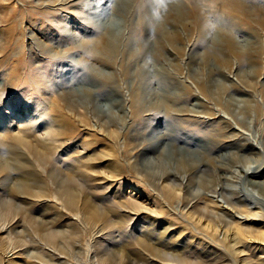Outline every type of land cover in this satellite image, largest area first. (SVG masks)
<instances>
[{
    "label": "rangeland",
    "instance_id": "1",
    "mask_svg": "<svg viewBox=\"0 0 264 264\" xmlns=\"http://www.w3.org/2000/svg\"><path fill=\"white\" fill-rule=\"evenodd\" d=\"M169 2L170 12L164 13L161 21V29L168 27L165 28L170 32L168 36H163L166 30L159 32L160 27L156 28L155 23L154 25L150 23L153 26L150 25L151 31L143 30L137 33L126 31L127 34L124 36L125 38L129 36L133 40L129 48L136 49L141 65L144 64L142 59L145 48L150 47V51L154 50L145 59L154 58L155 63H158L160 74H157L155 79L161 78L164 74L168 76L171 84H180L179 91L176 90L173 97L179 98V101L173 105L168 101L171 110L162 112L163 116L155 115V111H146L134 118L132 116L128 118L127 124L132 125L139 119L147 117L151 118L153 124L161 121L164 125L167 123L165 118L172 115L171 118L177 121L184 119L182 121L186 127L184 130L198 128L208 132L220 128L221 131L225 124H220L219 116L225 113L224 105L200 94L195 79L199 77L206 81L204 83L207 88L210 87V79L219 81L223 83L222 85L225 83L230 91L225 94L224 102L225 98L228 99L229 94L233 93L232 95L246 100L250 105L246 106L249 107L248 114L241 115L240 124L232 123L224 133L221 132L229 136L221 135L217 147L220 149L223 145L234 144L247 137L254 142L256 148L253 151L239 152L242 162L234 167L232 172L223 170L216 172V177L222 182L228 179L232 186L245 185L249 199L239 196L237 200L232 201L233 205L227 203L223 205L224 200L220 197L218 200L224 207L210 211H216L214 214L213 211L211 213L228 223H234L244 219L245 215L242 216L241 209L246 208L245 204L251 209L259 206L260 210H255L254 216L249 218L258 221L259 226H264V176L250 177L244 168L245 164L252 163L250 161L252 158L254 162L256 159L260 160L259 167L264 169V154L261 153L259 156L257 144L259 140H264V16L259 11L264 6V0H249L246 3L252 7L251 15L246 12L247 9L243 5L234 0H168ZM89 3L87 0H0V118L8 114V104L13 106L17 113H21L28 108L34 109L42 102L50 103L51 99L53 100L51 103L55 105L48 114L54 116L61 115V112L63 114L58 116L62 127L58 128L59 141L55 145L57 146L55 150L45 151L33 146L27 148L15 142L0 144V264H101L99 259L105 256H111L116 260L122 256L132 260L144 256L150 264H176L161 260L145 247L149 250L154 247L160 248L167 257L177 255L186 257L192 264H264V254L257 250L240 256V259L232 257L221 245L212 242L208 237L192 233L186 228L185 222L172 214L169 208L166 210L164 207L159 213H154L150 210L154 209L152 205H148L150 209L139 211L131 209L127 202L126 207L118 206L117 202L121 201L122 195L130 194L141 196L139 200L149 198L152 201L158 196L163 203L167 202L164 201L160 190L161 181L150 176L155 169L144 166L146 160L155 157L158 150L157 146L153 145L143 150V146L149 144V141L145 140L150 138V128L142 137L136 140L129 139L130 143H133L130 147H127L128 139L124 135L116 137V146L122 160L121 168L116 169V172L121 174L116 180L101 179L100 172H112V169L105 167L110 161L107 156L110 153V145L103 134L119 133L122 125L120 121H117L116 125L111 124L107 117L99 115L97 109L86 102L84 98H89L86 92L92 88L88 83L71 84L67 81L73 75L83 74L81 70V66H85L83 61L86 60V64L99 65L100 62L88 57L85 45L88 47L94 40H98L99 47L103 48L108 39L107 31L100 37L99 34L86 29L85 18L79 17L81 14L90 15ZM92 4L94 8L105 7L103 0H94ZM105 11L106 16L115 19L111 10ZM218 18L232 22L236 28L219 29V26L216 27ZM145 23L146 21L140 22L141 26ZM200 23L210 26L208 32L204 33L199 29ZM214 37L223 38L222 41L232 40L234 48L224 41L213 43ZM209 46L214 52L211 55L207 52ZM121 58L122 56L118 57V60ZM136 58L137 56L133 61ZM133 61L128 60L126 63L128 69L130 68L128 64ZM116 63V67H120L122 62L119 60ZM112 67L106 66L105 69L111 71ZM120 70L122 68H118L119 72ZM122 75L113 76V81L104 79L105 84H108L109 88L117 86L120 78L124 77ZM82 84L87 86L82 87ZM136 85L135 82L131 88L132 92L137 89ZM234 88L239 89V92L237 90L233 92ZM106 89H103V94L108 93ZM126 91L122 88L123 94ZM129 95L130 93L126 96L127 100ZM196 98H201L205 104L207 103L205 108L198 109L200 118L190 115L193 112L188 109ZM243 109L236 108L233 111L239 114ZM234 126L239 130L233 129ZM162 127L164 126L160 129ZM184 130L182 133L186 134ZM234 130L236 135H230ZM130 132L131 130L128 134ZM173 139L172 136L164 137L158 147L172 143ZM30 140L32 143L33 140ZM86 141L88 145L85 144ZM9 143L12 146H8ZM176 144L187 147L183 141ZM78 161L94 166L92 169L95 174L92 173L90 180L78 181L84 185L82 187L84 190H89L88 192L94 195V201L113 221L104 228L102 225L99 229L82 225L76 216L55 204L51 197L38 198L29 195L32 192L51 194V190L54 191L56 186L55 177L52 176L53 167L67 174L79 164ZM257 164L250 165L256 167ZM206 178L209 180L211 177L206 175ZM196 188L199 189L197 185ZM11 200L13 202L9 204ZM198 206L199 209L208 210L203 203Z\"/></svg>",
    "mask_w": 264,
    "mask_h": 264
},
{
    "label": "bare ground",
    "instance_id": "2",
    "mask_svg": "<svg viewBox=\"0 0 264 264\" xmlns=\"http://www.w3.org/2000/svg\"><path fill=\"white\" fill-rule=\"evenodd\" d=\"M87 1L90 2L89 3L90 15L88 14L79 15L80 18L81 17L85 18L86 20L85 25L87 26L86 29L99 34L100 37L106 31L107 34L109 33V35L104 46H102L103 48L99 47L100 45H98V40H94L92 45H88V47L87 45L84 44L85 47L87 48L88 57L94 58L95 61L96 60L98 61V63L100 62L99 65L89 64V63L86 64L85 62L86 60H85L83 61L85 66H81L82 67L81 70L83 74H80L78 76L73 75L67 81H69V83L71 84L73 82L88 83L89 87L92 88L91 90H88L86 92L87 96H89V98L86 97L84 98L86 102L89 103L90 105H93L94 108L97 109L99 115L107 117L108 121H110L111 124L116 125L117 121H120L122 125L121 132H119L118 130L119 133L114 132L111 135L103 134V136L106 137L110 145V153L107 155L110 161L106 164L105 167L112 169V172H107V171L100 172V174L102 175L101 179L105 180L108 178H112L116 180L121 174L120 172H116V169L121 168L120 161H122L121 153L116 146V141H115L116 137H118L119 135H124L128 139L127 147H130L133 143H130L129 139L133 138V140H136V138L138 139L139 137H142L143 134H145L146 131L150 128L149 130L150 138L145 140V141H149L148 142L149 144L148 146L144 145L143 150L150 148L149 147L150 145L151 146L153 145L154 147L157 146L158 150L156 156L151 159L150 158L147 159L146 162L144 163V166L155 169L153 172L150 173V176L152 177V179H159L161 181L160 190L162 192V195L164 196L163 197L164 201L168 203V205L167 203H163L161 199L158 198V196L151 201L149 198L147 200L146 199L139 200L141 196L137 197L134 196L135 194H130L128 196L122 195L121 201L117 202L118 206L126 207L125 203L127 202L130 204L131 209L139 211L141 209H150L148 205L150 206L152 205L154 206L153 207L154 209H150V210L151 212L154 213H159L160 209L166 207V210L169 208L172 210V211L170 210L172 214L180 217L182 221L185 222L186 228L190 229L192 233L201 234L204 235L205 237H208L212 242L221 245V247L234 258L240 259V256L247 255L248 253L250 254L252 252L254 253L256 250L264 254V226H259L258 221H253L254 219L252 220L251 218H249L250 216L252 217L255 210L257 209L260 210L259 206L257 207L255 205L256 208L251 209V208H247V205L245 204L246 208L242 207L241 209L242 216L245 215L244 219L236 221L234 223H232L231 221H230L231 223H228V221H225L221 218L216 217V215H213L214 212L216 211L212 210L213 214L211 213L212 211H210V209H219L224 207L223 205H225V203L232 204L233 203L232 201L235 199L237 200L239 196L240 198L246 200L249 199L248 198L249 193L248 190L245 189V185L237 184L235 186H232L230 183H228L229 182L228 179H226V182H222L220 178L216 177V172L220 170L226 171L228 173L232 172L234 167H236L242 162L239 152H243L247 150L253 151L256 148L254 142L250 141L249 138L247 137H244L243 138L244 140L242 139V141L237 142L235 140L236 143L234 142V144L232 143V144L223 145V147L220 149H218L217 147L220 142L218 138H220L221 135H224V137L229 136V134L226 135V134H222L221 132L224 133L226 131L225 129L231 127L232 123L235 125L240 124L241 123L240 117L241 115L243 116V113L248 114L249 107L246 106L250 105V103L248 104L246 100L244 101L242 98L241 99L237 98L235 95H232L233 93L229 94V98L228 99L225 98L226 102H224L223 98L225 94L230 91V88H228L225 83L224 85H222L223 83L221 84L219 81L210 79L209 80L210 87L207 88L204 83L206 81L197 77L195 79V84H197L196 86L200 94H202L207 99L216 100L222 106L224 105L223 107L225 108L224 110L225 115L219 114L220 124L221 123L225 124L224 126L222 125L223 127L221 128V131L220 128H218L216 131L214 130L208 132H203L198 128L184 130L186 128L185 126H183V122H182L184 121V119L183 120L179 119L177 121V119L171 118L172 115L169 118H165L167 123L164 125L163 123H161V121L160 122L157 121L156 123L153 124L151 118L144 117L139 119V121L137 122L134 123L132 122L133 124L132 125L129 124L128 126L127 124L128 118H130L131 116L132 118H134L140 113L146 111H151V112L155 111L154 113L155 115L157 114L162 115V112H168L171 110L170 106H168L167 104L168 101L171 102V105H173L174 102L179 101L178 100L179 98L173 99V97L175 95V91L176 90L179 91L180 84L178 85L171 84L170 80L168 79V76L164 74L162 75L161 78L155 79L156 75L160 74L157 66L158 63H155L156 61L154 60V58L145 59L146 57H148L147 55L149 53H153L154 50L150 51L149 46L148 49L145 48L146 51L143 52L144 57L142 59L144 64L141 65L140 62H138L139 60L138 57L140 56H138L136 49L129 48L130 47L129 45L132 44L133 40L130 39L131 37L129 36L128 38L127 37L125 38L124 36L126 31L130 33L142 32L143 30L151 31L153 27L152 25H154V23L156 25V28L160 27L159 32L160 30L161 32H163L166 27L164 29H161V21L163 20V14L170 12L171 8L168 6H170L171 4L170 2L168 3V0H148V1L147 0H103V4L105 5V7L104 9H99V8H94L92 6L94 0L93 1L87 0ZM234 1L239 5H243L244 8L247 9L246 12H248V14L251 15L250 12L252 7L246 4L247 2H249V0H234ZM107 9L111 10V13L114 15L113 17H115V19H110V17L105 15L106 12L105 10ZM147 9L149 10L147 11ZM259 11H261L260 13L262 14V16H264V6H262L259 9ZM116 19L120 20L121 22L119 21L120 22L119 23ZM135 19L137 20V22H135ZM141 21L142 22L146 21L144 26L143 25L141 26L140 24ZM217 22L218 24L216 25V27L219 26V29L236 28L234 27V24L232 22L229 21L226 22V20L222 21L221 18H218ZM150 23H152V25ZM150 25L152 27H150ZM209 28L210 26L206 24H202V23L199 24V29L201 31L203 30L204 33H206L207 29ZM168 32L169 31L166 30L163 34L162 33L161 34L163 36H168V34L170 33ZM154 35H156V33H154ZM151 36L152 35H150V37ZM200 38L202 37H199V39ZM222 39L223 38L220 37H214L213 43L216 42L221 43L224 41L225 43H230V47L232 45V48H234V45L231 43L232 40L224 39L222 41ZM135 42L136 39L134 40V43ZM207 52L210 55L214 53L213 49H211L210 46L208 47ZM120 56H122L121 58L122 60L121 59L119 60L122 63L120 64V67L118 66L116 67L117 64L116 62L117 61L119 62L118 57ZM136 56L137 58L133 61V59ZM128 60L133 61L132 62L133 64L132 63L128 64V66L130 67L129 69L127 68V64H126ZM106 66L108 67L113 66L112 70L111 71L106 70L105 69ZM118 68H122V70H120L119 72ZM149 71L152 73H150ZM115 75L117 76L122 75L124 77L123 79L120 78V82L117 84V86L109 88L108 84H105L106 82L105 80L113 81L112 78ZM109 76H110V80H109ZM208 78L210 77L208 76ZM135 82L137 84L136 85L137 89L132 92L131 88L135 84ZM156 85L157 87H154ZM83 86H87V85L82 84V87ZM122 88L127 90L126 93L124 94L122 93ZM103 89L104 90L106 89L108 93L103 94L104 92ZM236 90L239 92V89H235V88L233 92ZM129 93L130 95L127 100L126 96ZM195 100L196 101L195 102L193 101L194 103L188 109L191 112H193V114L191 113L190 115L199 117L198 113H200V111H198V109L205 108L207 103L205 104L201 98H196ZM52 101L53 100L51 99L50 103H47L46 101L42 102V104L40 103L39 105H36L34 109L28 108L21 113H17L16 110H14L13 106L8 104L7 110L9 111L8 112L9 115L6 114L4 117L0 118V144L2 143L8 144V142H15L27 148L33 146L45 151L55 150L57 147L55 145H57L56 143H58L59 141L57 138V135L59 134L58 128L62 127L61 123L59 122L58 116H62L63 114L62 112L61 115L58 116L48 114V111H50L52 109V106L55 105L51 103ZM242 105L244 106L242 107ZM177 107L180 108L179 106ZM232 107L234 109L236 108H244V109L239 114H235V112L233 111L234 109ZM258 108L261 109V106H259ZM63 117L65 118V115ZM244 117H247V115H244ZM196 123L199 124V121H197ZM152 124L153 127L151 126ZM161 126L164 127L160 129ZM233 129L239 130L235 126ZM129 130H131V132L128 134ZM183 130L186 131V134L182 133ZM230 135H236L235 130ZM166 136H172L174 138L172 140V143L169 144L167 143L166 146L164 145L163 147L159 148L158 144ZM30 139L33 140L32 143ZM178 141L185 142V145L187 147L179 146V145L177 146L176 143ZM85 144L88 145L89 143L86 141ZM257 144L259 145L258 149L260 150L258 154L259 156H261V153L264 154V140L263 139L259 140ZM8 146H12V145L10 144ZM4 148L6 149L7 147L4 145ZM223 148L224 150H222ZM63 154L67 155L66 153ZM251 159L250 161L253 164L254 163H258V164L256 167L250 165L252 163H249V165L245 164L244 168L246 169L247 175L253 178H258V177L261 178V176H264V169H262V167L261 168L259 167L260 166L259 162L261 161L256 159V162H254L252 161L253 159L252 160ZM92 168H94V166L88 163L79 162L77 166L73 167V169H71L70 171L67 172V174H65L63 173L62 170H59L57 167H53L52 176L55 177L54 184L56 185L54 191L51 190L52 192L51 194L50 193L47 194L45 192H32L30 194L29 193L27 194L38 198L51 197L55 200V204H58L59 207L66 210L69 214L76 216L77 220L80 221L82 225L83 224L90 225L98 229L102 225V228H104L107 225L113 223V221L111 220L109 215H107V212L101 209V207H99V205L94 201L93 199L94 195L88 192L89 190L88 191L84 190L82 188L84 185L82 186L78 181L81 179L85 180L86 182L87 180H90L93 176L92 173L95 174V171ZM206 175H209L211 178L208 180V178H206ZM196 185L199 187V189L196 188ZM20 193L23 192L20 191ZM220 197L224 200L223 205H221L218 200ZM12 200L9 202V204L14 201ZM200 203H203L206 209L208 210L206 211L199 209L198 204ZM145 249L154 256L164 261H169V262L172 261L175 262L176 264H192V262H190L186 257L184 258L183 256L171 255L172 257L170 256L167 257V255H165L160 250V248L157 247H154L151 250H149L146 247ZM122 257L117 258L116 260L111 256H105L103 258H100L99 260L101 264H139V263L150 264L149 262H147V258H145L144 256L136 257L133 260L127 256H125L124 258ZM246 261L248 260L246 259Z\"/></svg>",
    "mask_w": 264,
    "mask_h": 264
}]
</instances>
